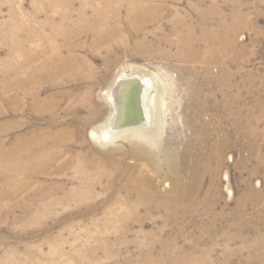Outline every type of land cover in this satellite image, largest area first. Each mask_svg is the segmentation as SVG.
I'll use <instances>...</instances> for the list:
<instances>
[{
    "label": "rangeland",
    "instance_id": "rangeland-1",
    "mask_svg": "<svg viewBox=\"0 0 264 264\" xmlns=\"http://www.w3.org/2000/svg\"><path fill=\"white\" fill-rule=\"evenodd\" d=\"M84 1L0 0V155L50 126L70 132L65 149L83 150L90 158H99L94 145L106 151L158 141L171 155L162 174L145 159L127 163L169 193L178 182L181 201L167 213L143 208L141 220L134 218L128 205L116 202L128 195L118 190L123 174L115 188L102 178L87 201L71 200L38 215L37 206L32 214L23 206L10 212L0 200V264H264V0H206L200 12L193 9L198 0H170L158 21L162 32L153 37L157 25L144 30L149 44L138 43L141 36L127 21L120 23L125 43L111 51L94 52L90 37L74 41L81 46L77 54L94 66V80L79 81V87L44 83L42 98L56 103L40 112L22 94L20 102L13 101L8 69L25 63L27 51L62 43L61 16L79 12ZM201 11H208L206 19ZM176 20L181 25L174 26ZM182 26L197 36L205 27L221 38L230 35L234 47L204 60L208 48L195 45L198 58H183L193 46L175 35V29L186 32ZM162 35L174 45L153 47ZM121 75L148 81V118L139 127L115 130L114 141L101 145L92 134L107 123L111 131L109 95ZM85 85L106 106L102 120L93 121L92 110L69 108V97L60 96ZM156 159L161 161L160 152ZM6 162L0 164V189L8 181ZM41 180L49 188L51 181ZM52 182L63 187L57 195L64 196L81 181L69 173Z\"/></svg>",
    "mask_w": 264,
    "mask_h": 264
},
{
    "label": "bare ground",
    "instance_id": "bare-ground-1",
    "mask_svg": "<svg viewBox=\"0 0 264 264\" xmlns=\"http://www.w3.org/2000/svg\"><path fill=\"white\" fill-rule=\"evenodd\" d=\"M168 1L170 0H85L79 12L71 11L61 16L62 22L57 37H63L62 43L57 44L52 41L51 43L54 44L52 49L43 46L38 52L27 51L25 63L8 69L7 90L11 99L20 102V94L31 98L33 109L40 112L56 103L54 97L42 98L40 88L44 83L52 82L60 85L73 83L75 87H79L76 86L79 81L94 80L97 76L94 66L87 57L77 54L81 46L74 41L90 37L91 49L94 52L111 51L116 44L125 43L126 38L120 23L127 21L129 29L141 36L138 43L149 44L147 32L144 30L147 26L157 25L153 37L158 36V32L161 31L158 21L162 18V9L166 7ZM205 2L206 0H198L193 9L200 12V7ZM69 4L73 6L74 2ZM201 14L204 18L208 11H201ZM208 17L212 18L210 15ZM179 24L178 20L174 21V26L177 27ZM182 27L186 32L175 29V35L179 37L181 44L183 42L190 48L193 46L192 49L183 51V58L190 59L192 56L198 58L194 50L195 45L203 44L208 48L207 57L202 58L204 60H212V53L218 52L219 49L228 55L234 47L235 41L230 39V35L221 38L214 30L205 27L202 35L197 36L192 31L189 32L186 27ZM153 44V47L159 49L165 44L174 45L167 35H162ZM146 54L153 56L152 51ZM162 56H165V53ZM22 71L25 72L24 76H21ZM144 91H148L146 95L153 91L148 86V81L121 75L109 95L114 110L109 118L111 131L107 130V123L96 129L92 134V140L101 145L112 143L115 139L112 135L115 130L139 127L145 123L148 115L143 104ZM60 96L69 97V108H75L79 112L85 109L92 110L93 121L102 120L105 115L106 106L95 98L94 88L91 86H80L75 91L66 90L60 92ZM141 117L144 121H140ZM134 133L146 132L136 130ZM69 134L66 129L50 126L33 133L19 145L0 155V164L5 159L9 169L4 177L5 182L8 180L6 187L0 189V200L7 202L10 212L23 206L28 214H32L34 206H37L40 212L37 211L38 213L34 215H38L42 213L41 211L47 212L48 209L58 204L69 203L71 200L83 203L94 194L96 185L102 182V178H107L110 186L115 188L116 179L120 174L124 175V182H121L118 190L128 195L120 197L116 202L128 205L134 213V218L141 220L139 212L143 208L167 213L172 204L181 201L179 196L181 185L178 182H175L174 191L170 194L152 178L135 171V165L127 163L130 159L134 162L145 159L154 166L157 174H162L161 166L171 163V155L168 148L161 149L158 141L153 146L140 142L128 143L106 151L94 145L93 151L96 156L99 155V158L95 156L90 158L83 150L74 151L64 148ZM158 152L162 155L160 162L156 159ZM69 173H74L81 182L67 191L64 196H58L57 192L63 187L52 181L66 178ZM168 175L163 174L164 177ZM43 177L51 181L49 188H46V182L41 180ZM123 218L128 220L130 215H125Z\"/></svg>",
    "mask_w": 264,
    "mask_h": 264
},
{
    "label": "water",
    "instance_id": "water-1",
    "mask_svg": "<svg viewBox=\"0 0 264 264\" xmlns=\"http://www.w3.org/2000/svg\"><path fill=\"white\" fill-rule=\"evenodd\" d=\"M139 117L141 116V115H139V114H137ZM140 121H144V118L143 117H141V119H140Z\"/></svg>",
    "mask_w": 264,
    "mask_h": 264
}]
</instances>
